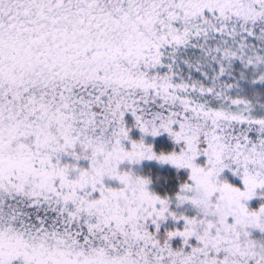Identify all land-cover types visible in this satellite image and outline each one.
<instances>
[{"label": "snow or ice", "instance_id": "snow-or-ice-1", "mask_svg": "<svg viewBox=\"0 0 264 264\" xmlns=\"http://www.w3.org/2000/svg\"><path fill=\"white\" fill-rule=\"evenodd\" d=\"M0 264H264V0H0Z\"/></svg>", "mask_w": 264, "mask_h": 264}]
</instances>
